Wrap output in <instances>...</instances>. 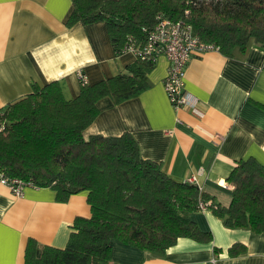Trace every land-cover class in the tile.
Returning a JSON list of instances; mask_svg holds the SVG:
<instances>
[{
    "label": "crops",
    "instance_id": "crops-1",
    "mask_svg": "<svg viewBox=\"0 0 264 264\" xmlns=\"http://www.w3.org/2000/svg\"><path fill=\"white\" fill-rule=\"evenodd\" d=\"M72 10V0H0V110L31 93L32 84L57 81L71 99L80 91L77 70L92 84L134 62L132 52L115 55L103 21L68 26ZM168 66L159 55L140 94L118 104L100 99L84 136L128 131L143 158L177 181L194 178L227 206L226 178L236 163L251 157L264 164V47L250 42L244 53L212 50L190 58L184 89L197 98L194 108L172 106L163 86ZM90 215L86 192L61 202L49 187L24 186L16 196L0 182V264H26L29 238L65 247L75 218ZM190 217L211 232L210 242L180 237L158 255L114 241L110 264H264V232L226 227L209 208ZM234 244L244 251L230 254Z\"/></svg>",
    "mask_w": 264,
    "mask_h": 264
},
{
    "label": "trees",
    "instance_id": "trees-1",
    "mask_svg": "<svg viewBox=\"0 0 264 264\" xmlns=\"http://www.w3.org/2000/svg\"><path fill=\"white\" fill-rule=\"evenodd\" d=\"M191 2V3H190ZM66 24L103 21L120 55L130 45L141 48L162 15L178 19L189 7L194 34L215 44L226 56L244 53L250 42L264 47V0H72ZM156 58L136 55L125 71L98 82L80 84L66 99L57 81L32 84V92L0 110V173L27 186L49 187L56 200L86 192L89 217L78 216L63 248L27 240L26 264H110L112 243L119 241L152 254H163L178 238L210 242L190 214L205 202L229 228L264 232V164L239 160L226 180L232 186L227 206L197 184L177 181L158 162L143 158L136 139L84 130L99 114L98 101L115 104L149 87ZM209 201V202H208ZM245 246L234 244L232 255ZM215 251L218 248L214 247Z\"/></svg>",
    "mask_w": 264,
    "mask_h": 264
},
{
    "label": "built area",
    "instance_id": "built-area-1",
    "mask_svg": "<svg viewBox=\"0 0 264 264\" xmlns=\"http://www.w3.org/2000/svg\"><path fill=\"white\" fill-rule=\"evenodd\" d=\"M185 1L189 3L190 0ZM189 18V7L184 9L183 15L178 19L160 15L141 48L130 45L124 50V52H132L135 56L147 54L157 59L159 55H164L167 58L169 66L163 79V86L175 109L185 106L194 108L198 103L197 98L184 89L186 66L190 58L212 50L219 51L215 44L205 42L194 34ZM76 76L80 84L87 83V78L81 69L76 71ZM3 129L4 124L0 123V132H3ZM189 181L194 183L195 179L190 178ZM0 182L6 184L16 196H20L23 187L27 186L20 178H8L1 173ZM199 207L203 210L207 204L200 201Z\"/></svg>",
    "mask_w": 264,
    "mask_h": 264
},
{
    "label": "rangeland",
    "instance_id": "rangeland-1",
    "mask_svg": "<svg viewBox=\"0 0 264 264\" xmlns=\"http://www.w3.org/2000/svg\"><path fill=\"white\" fill-rule=\"evenodd\" d=\"M207 208V207H206Z\"/></svg>",
    "mask_w": 264,
    "mask_h": 264
}]
</instances>
